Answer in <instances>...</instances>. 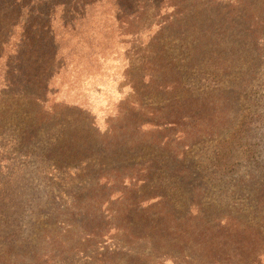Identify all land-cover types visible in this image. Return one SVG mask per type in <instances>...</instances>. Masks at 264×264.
<instances>
[{
	"label": "rangeland",
	"instance_id": "374dc122",
	"mask_svg": "<svg viewBox=\"0 0 264 264\" xmlns=\"http://www.w3.org/2000/svg\"><path fill=\"white\" fill-rule=\"evenodd\" d=\"M80 1L42 102L2 35L0 264H264V0Z\"/></svg>",
	"mask_w": 264,
	"mask_h": 264
},
{
	"label": "trees",
	"instance_id": "16d2710c",
	"mask_svg": "<svg viewBox=\"0 0 264 264\" xmlns=\"http://www.w3.org/2000/svg\"><path fill=\"white\" fill-rule=\"evenodd\" d=\"M54 1L66 7V11L72 9L70 0H40L36 5L38 10L30 9L25 15L22 13L24 4L21 1H6L4 7L0 8V59L6 45L2 35L6 34L10 27L13 30L17 26L21 27L18 49L7 59L10 61L7 64L8 77L4 81L8 83V87L16 89L15 94L21 95L30 104L46 100L50 82L57 73V65L55 67L54 62L63 37L62 28L73 30L74 17L61 23L52 17L49 11ZM95 1L97 0H81L78 3L89 5ZM39 6L47 7V10Z\"/></svg>",
	"mask_w": 264,
	"mask_h": 264
}]
</instances>
